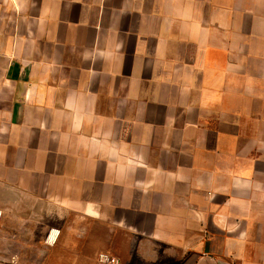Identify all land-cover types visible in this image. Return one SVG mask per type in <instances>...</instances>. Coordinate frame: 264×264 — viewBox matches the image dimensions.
Wrapping results in <instances>:
<instances>
[{"label":"crops","instance_id":"obj_1","mask_svg":"<svg viewBox=\"0 0 264 264\" xmlns=\"http://www.w3.org/2000/svg\"><path fill=\"white\" fill-rule=\"evenodd\" d=\"M0 3V262L264 264V0Z\"/></svg>","mask_w":264,"mask_h":264},{"label":"rangeland","instance_id":"obj_2","mask_svg":"<svg viewBox=\"0 0 264 264\" xmlns=\"http://www.w3.org/2000/svg\"><path fill=\"white\" fill-rule=\"evenodd\" d=\"M6 5L0 3V42H3L2 40L6 39L7 35L10 33L11 31V26L8 25L7 23L4 22V17L6 16ZM102 253H108L111 254L113 252H111V250H102L100 252L97 253L96 255V259L94 260V262H55V264H96L97 259L99 257L100 254ZM117 255H115L118 258H121V260L125 257L124 254L122 252H115ZM37 263V264H44V262H32V264ZM0 264H16V262H0ZM23 264H31V262H23ZM122 264H135V262H123L122 260ZM138 264V262H137Z\"/></svg>","mask_w":264,"mask_h":264},{"label":"built area","instance_id":"obj_3","mask_svg":"<svg viewBox=\"0 0 264 264\" xmlns=\"http://www.w3.org/2000/svg\"><path fill=\"white\" fill-rule=\"evenodd\" d=\"M96 264H122V261L113 254L102 253L99 255Z\"/></svg>","mask_w":264,"mask_h":264}]
</instances>
